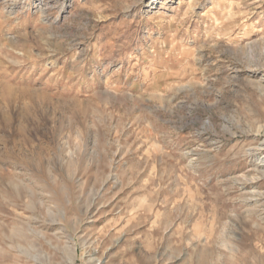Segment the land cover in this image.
Listing matches in <instances>:
<instances>
[{"label": "rangeland", "instance_id": "1", "mask_svg": "<svg viewBox=\"0 0 264 264\" xmlns=\"http://www.w3.org/2000/svg\"><path fill=\"white\" fill-rule=\"evenodd\" d=\"M0 264H264V0H0Z\"/></svg>", "mask_w": 264, "mask_h": 264}, {"label": "bare ground", "instance_id": "2", "mask_svg": "<svg viewBox=\"0 0 264 264\" xmlns=\"http://www.w3.org/2000/svg\"><path fill=\"white\" fill-rule=\"evenodd\" d=\"M262 144H263V143H262ZM262 144H261V145H262Z\"/></svg>", "mask_w": 264, "mask_h": 264}]
</instances>
